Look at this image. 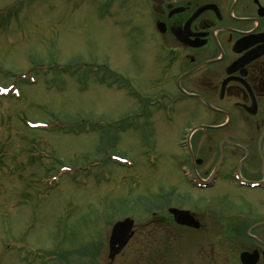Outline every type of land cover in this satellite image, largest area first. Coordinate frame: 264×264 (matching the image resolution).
Returning <instances> with one entry per match:
<instances>
[{
	"label": "rangeland",
	"instance_id": "rangeland-1",
	"mask_svg": "<svg viewBox=\"0 0 264 264\" xmlns=\"http://www.w3.org/2000/svg\"><path fill=\"white\" fill-rule=\"evenodd\" d=\"M103 1L0 0V264H165L156 218L198 198L181 168L204 104L162 73L142 8Z\"/></svg>",
	"mask_w": 264,
	"mask_h": 264
},
{
	"label": "flooded vegetation",
	"instance_id": "flooded-vegetation-1",
	"mask_svg": "<svg viewBox=\"0 0 264 264\" xmlns=\"http://www.w3.org/2000/svg\"><path fill=\"white\" fill-rule=\"evenodd\" d=\"M111 2L104 0L99 10ZM123 3L137 5L149 18L162 73L179 72L169 79L175 75L181 93L204 104L205 134L195 146L188 137L181 168L199 195L195 201H169L167 216L156 218L167 226L162 262L264 264V0ZM196 89L204 96H196ZM158 98L154 109L164 111L155 107ZM175 210L186 212L184 222ZM159 245L155 236L154 248Z\"/></svg>",
	"mask_w": 264,
	"mask_h": 264
},
{
	"label": "water",
	"instance_id": "water-1",
	"mask_svg": "<svg viewBox=\"0 0 264 264\" xmlns=\"http://www.w3.org/2000/svg\"><path fill=\"white\" fill-rule=\"evenodd\" d=\"M176 218L180 222H184L183 216L186 212L175 210ZM134 226V220L131 218H125L118 221L112 228L109 241V259L114 260L115 257L122 251L128 241L133 235L132 228Z\"/></svg>",
	"mask_w": 264,
	"mask_h": 264
}]
</instances>
